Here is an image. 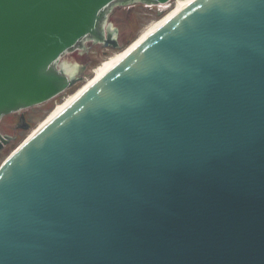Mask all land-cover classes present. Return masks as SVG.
<instances>
[{
  "label": "water",
  "instance_id": "water-1",
  "mask_svg": "<svg viewBox=\"0 0 264 264\" xmlns=\"http://www.w3.org/2000/svg\"><path fill=\"white\" fill-rule=\"evenodd\" d=\"M169 1L0 0V119L122 50L113 6ZM0 264H264V0H191L13 150Z\"/></svg>",
  "mask_w": 264,
  "mask_h": 264
},
{
  "label": "rangeland",
  "instance_id": "rangeland-1",
  "mask_svg": "<svg viewBox=\"0 0 264 264\" xmlns=\"http://www.w3.org/2000/svg\"><path fill=\"white\" fill-rule=\"evenodd\" d=\"M177 1L178 0H175L172 6H174ZM147 7L149 6L141 3L113 6L109 10L103 26L105 35L113 34L115 32L117 43L120 46V49H125L127 45H129L137 38L139 32L148 23L153 20L160 19L167 11V9H165V11L163 10V14L161 16H158V11H156L154 6H151L150 9ZM165 7L170 8L171 6ZM93 44V48L86 51V57L82 56V51L78 49V51L75 52V55L71 54L72 52L64 54L58 62V67L61 66L64 70H66L65 68L68 67L67 70H72V73L69 74H75L78 67L82 66L86 60L91 61L85 74L82 76L81 81L73 88L74 91H76L86 80L92 77V72L102 60H104L114 52L121 51L119 49H106L103 46L99 45L97 42H94ZM88 55L89 59L87 58ZM71 91L72 89L70 91L67 90L66 92L58 95L53 100L47 103L30 107L32 109V111L30 112H33V115L29 117V121L31 124L30 129L20 132L15 139L11 140L4 147H2V149L0 150V165L10 155V153L27 138L30 131L33 130L47 116V114L54 108L57 103H60L62 99L74 92ZM8 125L13 126L10 117L5 118V121L2 124V126L4 127L1 126L2 128H0V137L3 138L5 134L12 136L10 127H7Z\"/></svg>",
  "mask_w": 264,
  "mask_h": 264
},
{
  "label": "bare ground",
  "instance_id": "bare-ground-1",
  "mask_svg": "<svg viewBox=\"0 0 264 264\" xmlns=\"http://www.w3.org/2000/svg\"><path fill=\"white\" fill-rule=\"evenodd\" d=\"M191 0H178L174 6L170 8L165 7L167 9L166 13L158 20H153L148 23L138 34L137 38L132 41L125 49L121 51L114 52L104 60L100 62V64L95 68L92 72V77L86 80L76 91L72 92L70 95L62 99L60 103H57L54 108L47 114V116L28 134L27 138H29L36 130L43 127L47 124L54 116H56L63 108H65L70 102H72L85 88H87L91 83H93L103 72V69L112 65L113 63L122 59L126 54H128L135 46H137L144 38H146L151 32L164 24L167 20H169L173 15H175L179 10H181L185 5H187ZM67 73H72V70H67Z\"/></svg>",
  "mask_w": 264,
  "mask_h": 264
},
{
  "label": "flooded vegetation",
  "instance_id": "flooded-vegetation-1",
  "mask_svg": "<svg viewBox=\"0 0 264 264\" xmlns=\"http://www.w3.org/2000/svg\"><path fill=\"white\" fill-rule=\"evenodd\" d=\"M111 38H115L116 39V42H117V37H116V34L115 35H112ZM94 42L92 40H86L84 43H83V46L82 48L80 49L82 51V56L86 57L85 55L86 54V51L88 49H91L93 48ZM88 44V45H87ZM99 45L103 46L101 43H98ZM118 44V43H117ZM105 48V47H104ZM108 49V48H106ZM78 50H75L73 51L71 54L75 55V52H77ZM87 58L89 59V55L87 56ZM91 63L90 60H86L84 62V64L82 66H79L78 69H77V72L73 75L78 81V83L81 81L82 79V76L85 74L89 64ZM78 83H76L71 89H73ZM69 89V91L71 90ZM32 111L31 108H26V109H22L18 112H15V113H11V114H8V115H5L3 116L1 119H0V128L4 127L2 126L3 122L5 121V118L7 117H10V119L12 120V123H13V126L11 125H8L7 127H10V131L12 133V136H9V135H4L3 137V140L5 142V144H2L3 147L8 143L10 142L11 140L15 139L16 136L20 133V132H23V131H26L28 129H30L31 127V124H30V121H29V117L33 115V112H30ZM7 120V119H6ZM8 121V120H7ZM2 126V127H1Z\"/></svg>",
  "mask_w": 264,
  "mask_h": 264
},
{
  "label": "built area",
  "instance_id": "built-area-1",
  "mask_svg": "<svg viewBox=\"0 0 264 264\" xmlns=\"http://www.w3.org/2000/svg\"><path fill=\"white\" fill-rule=\"evenodd\" d=\"M174 1L175 0H170L167 4H164V5H146V6H149V7H147L149 9L151 8V6H154V8L156 9V11L162 12L163 11L162 9H164L165 6H172V4H173Z\"/></svg>",
  "mask_w": 264,
  "mask_h": 264
},
{
  "label": "trees",
  "instance_id": "trees-1",
  "mask_svg": "<svg viewBox=\"0 0 264 264\" xmlns=\"http://www.w3.org/2000/svg\"><path fill=\"white\" fill-rule=\"evenodd\" d=\"M72 91H74V89H72ZM72 91H71V92H72Z\"/></svg>",
  "mask_w": 264,
  "mask_h": 264
}]
</instances>
